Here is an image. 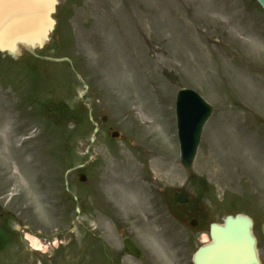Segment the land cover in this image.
Returning a JSON list of instances; mask_svg holds the SVG:
<instances>
[{
  "label": "rangeland",
  "instance_id": "obj_1",
  "mask_svg": "<svg viewBox=\"0 0 264 264\" xmlns=\"http://www.w3.org/2000/svg\"><path fill=\"white\" fill-rule=\"evenodd\" d=\"M59 1L61 35L39 58L24 53L14 61L0 53V182L9 206L25 216L34 249L22 259L16 241L0 264H193L196 249L210 240V224L240 212L256 221L264 261L260 5ZM33 62L39 77L31 76ZM181 88L214 107L195 180L180 162L175 102ZM81 100L99 125L94 143L91 125L56 118L59 103L76 111ZM110 128L122 136L112 137ZM84 161L64 184L66 172ZM176 190L196 201V227L169 211L166 199ZM126 235L143 248L141 260L125 255ZM36 239L46 253L33 246Z\"/></svg>",
  "mask_w": 264,
  "mask_h": 264
},
{
  "label": "water",
  "instance_id": "obj_2",
  "mask_svg": "<svg viewBox=\"0 0 264 264\" xmlns=\"http://www.w3.org/2000/svg\"><path fill=\"white\" fill-rule=\"evenodd\" d=\"M257 1L264 9V0ZM57 4V0H0V51L18 59L24 50L34 54L42 49L55 29L53 15ZM212 114L213 107L196 91L178 92L176 116L181 162L188 172L193 170L204 126ZM81 180H86L84 174ZM176 200L185 203L188 197L180 194ZM210 237L211 242L196 252L195 264H262L250 217L238 214L228 216L224 224L212 223ZM125 251L136 258L142 256V251L130 239H125Z\"/></svg>",
  "mask_w": 264,
  "mask_h": 264
},
{
  "label": "flooded vegetation",
  "instance_id": "obj_3",
  "mask_svg": "<svg viewBox=\"0 0 264 264\" xmlns=\"http://www.w3.org/2000/svg\"><path fill=\"white\" fill-rule=\"evenodd\" d=\"M59 20H60V14H59ZM3 173L0 172V178ZM7 189L5 186H3L0 182V249H2L4 246L9 245L15 236L14 228L17 231V228L14 227V210L9 207L7 199ZM18 216L20 214V211H17L16 213ZM26 220L23 213L21 214V223H24ZM27 227L25 225H22V228L20 229V232H26ZM17 235V234H16ZM19 239H22V236H19Z\"/></svg>",
  "mask_w": 264,
  "mask_h": 264
},
{
  "label": "trees",
  "instance_id": "obj_4",
  "mask_svg": "<svg viewBox=\"0 0 264 264\" xmlns=\"http://www.w3.org/2000/svg\"><path fill=\"white\" fill-rule=\"evenodd\" d=\"M82 109H80V111L78 112V114H77V116L76 117H78V119H79V122H82L83 120V118H85V116H86V120H87V112H88V110H87V108L82 104V107H81ZM67 112V111H66ZM59 115H60V117H62V116H65V112H63V108L62 107H60V109H59ZM59 117V118H60ZM179 209L183 212V213H186V214H184V215H187L188 213H191L190 212V207L189 206H181V207H179Z\"/></svg>",
  "mask_w": 264,
  "mask_h": 264
},
{
  "label": "bare ground",
  "instance_id": "obj_5",
  "mask_svg": "<svg viewBox=\"0 0 264 264\" xmlns=\"http://www.w3.org/2000/svg\"><path fill=\"white\" fill-rule=\"evenodd\" d=\"M33 246H34L36 249H37V248H38V249L43 248L41 242H40L38 239L33 240ZM45 249H47V248H45Z\"/></svg>",
  "mask_w": 264,
  "mask_h": 264
}]
</instances>
